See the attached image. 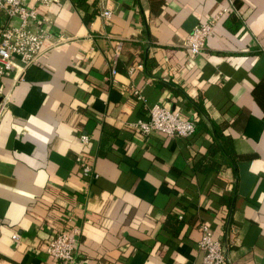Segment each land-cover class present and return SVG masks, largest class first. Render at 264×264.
Returning <instances> with one entry per match:
<instances>
[{"label": "crops", "instance_id": "0c3cea01", "mask_svg": "<svg viewBox=\"0 0 264 264\" xmlns=\"http://www.w3.org/2000/svg\"><path fill=\"white\" fill-rule=\"evenodd\" d=\"M89 3V22L71 0L40 6L67 41L21 81L0 80V102L10 95L0 117V264H70L45 253L69 219L82 230L73 264H203V222L228 264H264V0ZM224 10L192 56L195 26ZM12 23L0 8V26ZM156 104L196 119L197 131L172 139L130 128ZM87 155L95 179L77 162Z\"/></svg>", "mask_w": 264, "mask_h": 264}, {"label": "built area", "instance_id": "2783aa9c", "mask_svg": "<svg viewBox=\"0 0 264 264\" xmlns=\"http://www.w3.org/2000/svg\"><path fill=\"white\" fill-rule=\"evenodd\" d=\"M34 5H31L32 2ZM56 0H0V8L5 11L9 21L18 20V25L8 24L0 28V80L15 75L16 80L23 79L26 70L34 65L39 59L57 46L66 42L64 37L56 39L49 27L52 22L40 14V6H50ZM228 10L222 11L217 17L208 23H201L193 29L188 38V51L192 56L200 55L206 47V41L212 34L219 20ZM113 16L110 9L101 12L106 24H109ZM119 49V48H118ZM118 52L116 57H118ZM139 66L130 67L128 74L133 77ZM112 75L117 74L114 63ZM133 97L148 106L147 99L142 89L132 86ZM10 95L5 94L0 102V117L9 103ZM197 120H190L171 108L156 104L149 107L148 118L139 119L130 124V128L140 133L143 137H149L155 133L168 138H188L196 131ZM84 144H90L88 136H82ZM84 176L97 178L94 168L93 156H80L77 158ZM69 219L66 226L57 230L49 240L45 253L48 258L73 264L76 261L77 245L82 234L79 226ZM201 239L199 248L203 252V264H228L225 246L214 236L209 223L200 224ZM13 239H21L19 234H14Z\"/></svg>", "mask_w": 264, "mask_h": 264}, {"label": "trees", "instance_id": "16d2710c", "mask_svg": "<svg viewBox=\"0 0 264 264\" xmlns=\"http://www.w3.org/2000/svg\"><path fill=\"white\" fill-rule=\"evenodd\" d=\"M89 1H90V0H71V2H72L77 8H79V9L82 10V11H84V14H85L84 19H85L86 22H89V20L91 19V15L93 14V13H92V14L89 13V8H90V6H91V4L89 3ZM4 27H6V26H0V28H4ZM196 131H197V124H196ZM196 131H195V132H196ZM104 144H105V142H104V140H103V142H102V146H101V147H103ZM215 150H216L215 153H219L220 151H222V150H221V146H220V145H217L216 148H215ZM215 150H214V151H215ZM206 172H207V171H206ZM228 200H229V198H228Z\"/></svg>", "mask_w": 264, "mask_h": 264}, {"label": "water", "instance_id": "95a60500", "mask_svg": "<svg viewBox=\"0 0 264 264\" xmlns=\"http://www.w3.org/2000/svg\"><path fill=\"white\" fill-rule=\"evenodd\" d=\"M173 110V109H172Z\"/></svg>", "mask_w": 264, "mask_h": 264}]
</instances>
